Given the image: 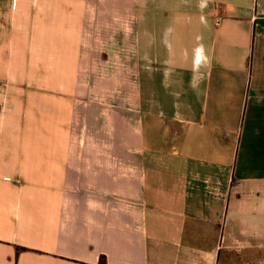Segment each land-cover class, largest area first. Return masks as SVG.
I'll use <instances>...</instances> for the list:
<instances>
[{"label": "crops", "instance_id": "crops-1", "mask_svg": "<svg viewBox=\"0 0 264 264\" xmlns=\"http://www.w3.org/2000/svg\"><path fill=\"white\" fill-rule=\"evenodd\" d=\"M114 2L133 112L83 145L57 82L12 96L62 71L59 0H0V264H264V0Z\"/></svg>", "mask_w": 264, "mask_h": 264}, {"label": "rangeland", "instance_id": "rangeland-1", "mask_svg": "<svg viewBox=\"0 0 264 264\" xmlns=\"http://www.w3.org/2000/svg\"><path fill=\"white\" fill-rule=\"evenodd\" d=\"M59 4L62 7L60 34L63 56L59 64L62 71L51 72L47 67V72L40 73L38 66L29 67L31 59L28 57H16L14 80H11L15 84L12 91L14 103L16 108H28L30 97L38 90L40 82L46 81L48 92L50 81L57 82L62 87L60 92L64 119H70L72 102L75 107L78 103L80 108L78 113L73 108L74 120L78 119L79 122L78 135L75 134L78 143L112 144L115 138L108 131L106 134L103 132L107 128L103 127V113L106 116L112 113L121 115L120 109H123V114L129 116V112H133L128 109L133 108L130 105L133 88L124 89L121 86L133 84L134 74L119 72L116 57L123 17L119 15L114 0H59ZM128 18L132 19L133 16L128 13ZM18 42L23 48L24 41ZM76 42L78 56L76 52L70 56L71 46L75 50ZM89 107L95 113V123L91 127L93 131L86 129ZM109 129L112 131V128ZM64 133L66 138L63 143H69V128H65Z\"/></svg>", "mask_w": 264, "mask_h": 264}, {"label": "trees", "instance_id": "trees-1", "mask_svg": "<svg viewBox=\"0 0 264 264\" xmlns=\"http://www.w3.org/2000/svg\"><path fill=\"white\" fill-rule=\"evenodd\" d=\"M99 264H106L104 257L100 258Z\"/></svg>", "mask_w": 264, "mask_h": 264}, {"label": "built area", "instance_id": "built-area-1", "mask_svg": "<svg viewBox=\"0 0 264 264\" xmlns=\"http://www.w3.org/2000/svg\"><path fill=\"white\" fill-rule=\"evenodd\" d=\"M219 24H220V20L219 19H216L215 25L218 26Z\"/></svg>", "mask_w": 264, "mask_h": 264}]
</instances>
